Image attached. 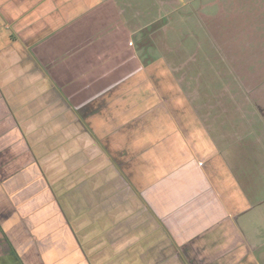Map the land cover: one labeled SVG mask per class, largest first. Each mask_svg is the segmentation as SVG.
Returning <instances> with one entry per match:
<instances>
[{"label":"crops","instance_id":"obj_1","mask_svg":"<svg viewBox=\"0 0 264 264\" xmlns=\"http://www.w3.org/2000/svg\"><path fill=\"white\" fill-rule=\"evenodd\" d=\"M103 3L0 0V264H257L251 202Z\"/></svg>","mask_w":264,"mask_h":264},{"label":"rangeland","instance_id":"obj_2","mask_svg":"<svg viewBox=\"0 0 264 264\" xmlns=\"http://www.w3.org/2000/svg\"><path fill=\"white\" fill-rule=\"evenodd\" d=\"M96 12L111 18L114 40L128 34L145 62L158 61L145 71H163L160 91L176 90L174 105L189 106L207 129L231 170L224 179L232 172L241 203L251 202L253 224L242 230L264 264V30L256 26L264 0H104ZM208 146V164L219 170Z\"/></svg>","mask_w":264,"mask_h":264}]
</instances>
